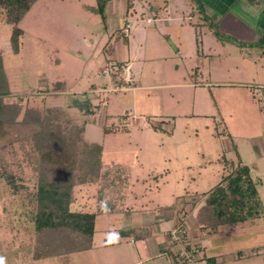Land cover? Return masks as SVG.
<instances>
[{
  "label": "rangeland",
  "instance_id": "1",
  "mask_svg": "<svg viewBox=\"0 0 264 264\" xmlns=\"http://www.w3.org/2000/svg\"><path fill=\"white\" fill-rule=\"evenodd\" d=\"M126 2L37 0L18 25L24 30L19 53L12 48L13 25L0 9V54L11 90L5 101L22 107L8 136L0 139V264H57L32 259L38 151L32 136L35 123L21 122L28 108L49 114L63 129L84 124V146L101 155V183L76 186L74 208L101 215L97 209H140L143 203L159 212L175 204L191 209L192 225L196 203L187 198L192 194L184 200L172 193L218 184L223 173L219 157L236 159L237 147L254 177L262 179L264 204V58H257L264 47V23L253 18L264 8L249 0H206L211 27L191 0H169L168 6L166 0H136L129 13ZM127 24L130 36L124 34ZM244 52L253 59H244ZM105 65L119 70L105 73ZM126 67L130 90L96 93L116 87L118 75L123 82ZM238 81L249 84L236 86ZM135 85L140 88L134 91ZM157 123L161 129L156 135L152 125ZM113 125L129 129L105 134L104 127ZM158 173H165L159 186L152 181L145 191L141 178ZM115 177H123L125 192L116 191L120 182ZM106 182L109 199L104 203ZM122 216L129 219L130 214L111 218ZM103 220L98 219L99 230Z\"/></svg>",
  "mask_w": 264,
  "mask_h": 264
},
{
  "label": "trees",
  "instance_id": "2",
  "mask_svg": "<svg viewBox=\"0 0 264 264\" xmlns=\"http://www.w3.org/2000/svg\"><path fill=\"white\" fill-rule=\"evenodd\" d=\"M191 1L208 25L213 27V22L207 16L206 0ZM36 2L37 0H0V9L4 10L7 22L13 25L11 43L15 53H19L24 35V30L18 25ZM249 2L260 4V0ZM134 3L135 0H127V9H133ZM100 12L105 19L102 5ZM215 34L219 40L224 39L223 35ZM228 39L244 45L233 36H228ZM197 42L200 46L199 37ZM10 91L4 60L0 54V139L8 136L9 127L17 122L22 113L20 105L5 101V96ZM49 112H53L52 109ZM21 122L35 123L32 136L38 151V179L34 194L37 203L34 217L37 246L34 257H67L75 252L91 249L97 213L73 207L74 189L78 185L100 182L103 165L101 155L84 146L85 125L63 129L49 114L36 108L26 109ZM152 127L157 131L161 129L158 123ZM128 129L127 125L105 126L104 133L126 132ZM235 149L236 159H229L225 155L220 158L219 161L224 166L222 179L203 195L204 202L196 216V221L202 228L216 231L223 224H236L264 216L258 181L253 178L250 167L243 163L240 153ZM12 184L15 185L14 182Z\"/></svg>",
  "mask_w": 264,
  "mask_h": 264
},
{
  "label": "crops",
  "instance_id": "3",
  "mask_svg": "<svg viewBox=\"0 0 264 264\" xmlns=\"http://www.w3.org/2000/svg\"><path fill=\"white\" fill-rule=\"evenodd\" d=\"M168 1L169 0H166V6L169 5ZM254 6L263 11L262 8H264V0H260V4ZM134 8L131 10L127 9V12H131L132 10H134ZM262 13L263 12L259 13V15H253V18L256 17V20H259L260 23H264V13ZM262 26L264 27V25ZM235 38L240 41L237 37ZM262 38H264V36ZM241 43L245 45L244 42ZM243 55L244 59H253L245 52ZM257 58L258 60H262L264 58V48L260 51V55H258ZM105 61H108V58H106ZM258 75L259 73L257 72V76ZM255 80L256 79H254L253 82H256ZM238 82L239 84H236V86H245V84H249L246 83V81ZM195 85L199 84L196 83ZM133 88L135 91L140 87L135 85ZM152 130L153 133L156 134L157 130H155L154 128ZM262 148L264 149V142L262 143ZM261 156L262 155H259V158ZM221 157H219V160ZM240 157L243 163L247 164L250 167L253 178L258 181L259 190V184L262 182V179L254 177L253 169L249 165L250 162L248 163L247 161H245L246 159L242 156L241 153ZM255 164L256 162L254 161L252 165ZM103 169L104 166L102 168V174ZM223 173L221 175V179ZM157 175L159 176L156 177V175L154 174L150 177L141 178L142 183L146 185L144 188L145 191L151 188L152 181L155 182L154 184L159 186L158 184L163 178L160 177V175L164 176L165 173H158ZM115 178L117 179V177ZM122 179L123 177H119L116 181L120 182V184H115L114 186L116 187V191L118 190V192H125V189L123 187L124 185L121 181ZM136 179L138 181L140 180V178ZM101 181L97 183H101ZM107 183L108 182L104 184L105 194L103 196H106V199L103 200L104 203H107L109 199L108 190L110 186L106 185ZM146 183H148L149 187ZM216 185L217 184L214 182L208 190L199 191V189H197L193 193L187 194H179V189L177 188L172 193V196H176L178 194L177 198H183L184 200L192 197V200H194V203H196V205H194V208L196 209L194 211L195 216L192 219L193 224H188V233L190 238L202 247L203 253L207 256L209 264H264V234H262L264 233V216L254 220L239 222L236 224H223L216 231H211V229L209 228H202L201 225H199L196 221L198 210L204 202L203 195L209 192ZM100 187H102V185ZM189 194H192V196L186 198V196H189ZM199 198L200 201H197ZM99 202H102V200H99L98 203ZM168 207H170V209ZM177 208L178 206L172 204L170 206H167V208H160V211L158 212L157 210L154 211V209L141 203L140 209L132 208L131 210H127V208H124L116 210L111 208L109 210H105L104 213L101 212V210L97 209V212L101 213V215H96V230L93 238V247L86 251L75 252L67 257L59 256L55 260H52L51 257H46V260L49 261L48 263H51L52 261V263L57 264H64L63 262L66 258L68 259V264H171V252L167 247L166 234L174 224L173 215L174 210ZM116 213H128L130 214V216L129 219L128 217L122 216L119 217V220L115 221V219L113 220L111 216L116 215ZM99 217H101L102 219H104L103 221H105V224L102 225V229L100 230L98 229ZM195 227H199L201 229L200 233L196 231L197 229ZM127 228H129L132 232H136V235L128 233L129 230H127ZM99 231L101 232L99 233ZM111 231L114 232L113 236H105L108 232ZM201 234L204 236H200ZM199 236L203 239L200 240ZM232 236L233 238L237 239V242H223V240ZM128 241H131L132 244H130ZM32 259L33 261H35L36 258L34 257V255Z\"/></svg>",
  "mask_w": 264,
  "mask_h": 264
},
{
  "label": "built area",
  "instance_id": "4",
  "mask_svg": "<svg viewBox=\"0 0 264 264\" xmlns=\"http://www.w3.org/2000/svg\"><path fill=\"white\" fill-rule=\"evenodd\" d=\"M151 19H149L150 21ZM124 34L131 35V26L127 24L124 27ZM118 71V66H104L103 72L109 73L111 70ZM125 74V69L123 71ZM120 76V75H118ZM116 76L115 80L118 82L117 86L111 89H96L97 94L118 92L120 90L128 91L131 87L132 77L130 68L126 67V74L123 77V82ZM107 101V99H106ZM191 209H175L174 210V224L166 234V243L171 254V264H209L207 256L203 253L202 247L193 241L188 233L189 218Z\"/></svg>",
  "mask_w": 264,
  "mask_h": 264
}]
</instances>
